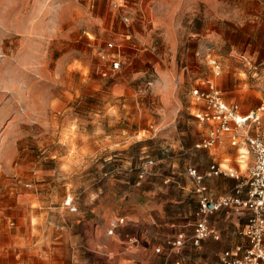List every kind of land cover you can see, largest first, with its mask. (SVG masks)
I'll list each match as a JSON object with an SVG mask.
<instances>
[{"label": "rangeland", "instance_id": "1", "mask_svg": "<svg viewBox=\"0 0 264 264\" xmlns=\"http://www.w3.org/2000/svg\"><path fill=\"white\" fill-rule=\"evenodd\" d=\"M143 14L179 28L176 47L132 46ZM207 51L221 65L217 76ZM140 52L175 70L187 65L182 78L169 75L180 107L158 134L172 130L188 144L207 127L197 128L191 104L202 80L215 76L223 99L243 112L264 101V0H0V264H92L78 244L58 242V228L48 238L46 211L60 199L71 211L85 207L98 181L118 172L124 135L157 130L161 95ZM145 80L152 87L138 93ZM180 151L184 167L186 145ZM108 157L116 163L105 170Z\"/></svg>", "mask_w": 264, "mask_h": 264}, {"label": "crops", "instance_id": "2", "mask_svg": "<svg viewBox=\"0 0 264 264\" xmlns=\"http://www.w3.org/2000/svg\"><path fill=\"white\" fill-rule=\"evenodd\" d=\"M143 19L140 32L132 34L133 43H126L134 46L137 41L140 46L155 41L159 52L162 45L176 47L177 41H174L172 35L173 31L181 34L179 28H175L161 15H144ZM189 51L187 48V53ZM161 58V55L155 59L142 52L139 55V59L152 62L156 75L155 91L161 95L162 116L157 130H147V134L134 130L124 135V148L119 151L118 158L113 160L118 162V172L113 174L112 171L102 181H98L97 192L91 195L85 207L79 205L77 211L76 206H72L75 210L71 211L60 199L59 202L50 203L46 211L48 221L44 228L48 238L58 228V242L78 244L79 250L87 254L85 259H89L92 264H223L222 256L225 252H229L230 258H241L247 247L243 230L248 211L245 208L237 210L232 206L220 207L209 217V225L214 229L216 239L209 236L198 246L186 244L180 249L167 245V241L179 233L191 234L198 219L199 184L187 174V170L194 168L203 175L201 184L206 187L205 194L212 200L233 194L238 185L242 186L240 196L243 197L247 170L253 157L242 135L235 128L230 133L221 134L212 146L201 145L214 121L211 118H198V115L207 114V109L202 102L195 100L192 91L203 88L204 82L209 80L223 96L217 78L213 76L202 80L199 86L191 90V104L195 111L193 116L198 122L196 126L207 127L199 137L185 144L189 159L186 166H182L178 157L180 149L185 145L180 144L179 134L171 130L163 137L158 134V129L171 123L180 107L170 97L167 83L169 75L175 72L180 79L188 72V68L184 65L175 70V65L167 67ZM136 69L142 71L148 69V66L143 67L140 63ZM193 75L186 73L185 77L190 79ZM238 106L241 115L251 110L243 112ZM236 132V143L232 144L231 134ZM107 153L110 157L111 152ZM109 157L102 161L105 170L116 163ZM145 157L151 159L153 164L149 167V174L136 185L137 170L145 162ZM212 166L218 169V173L207 175ZM120 218L123 222L116 228L115 234L106 235L109 222ZM58 261L65 264L63 260Z\"/></svg>", "mask_w": 264, "mask_h": 264}, {"label": "built area", "instance_id": "3", "mask_svg": "<svg viewBox=\"0 0 264 264\" xmlns=\"http://www.w3.org/2000/svg\"><path fill=\"white\" fill-rule=\"evenodd\" d=\"M127 20V19H126ZM125 20V21H126ZM156 51V47L153 48ZM206 63L213 68L215 76L220 74L221 65L209 51L204 54ZM120 62L113 61L112 68L118 69ZM151 80H145L138 88L142 93L152 87ZM195 100L202 102L207 109V114L198 115V118L205 120L211 118L214 125L208 132L207 137L201 145L212 146L217 138L223 133L232 132V128L241 135L248 146V152L252 155L253 161L247 170V177L244 184V196L241 197L242 186H236L234 193L218 198L210 199L206 194V187L201 184L203 175L196 172L194 168L187 170L199 185L197 191L200 193L198 202V219L192 227L191 234L179 233L175 238L168 240L170 248L180 249L189 244L198 246L201 241L209 236L217 238L214 229L209 225V217L220 207L232 206L237 210L245 208L248 211V219L243 230V236L247 240V247L244 249L241 258H230L229 252L222 256L223 264H264V101L251 109L246 114H239L237 103L226 102L215 85L206 80L204 87L192 91ZM236 133L231 134L232 144L236 143ZM153 164L151 159L145 162L137 170V185L149 174V167ZM218 169L212 166L207 175L217 174ZM120 219L117 223H121ZM116 222H111L108 234H113ZM158 250V249H157ZM156 250V251H157Z\"/></svg>", "mask_w": 264, "mask_h": 264}]
</instances>
